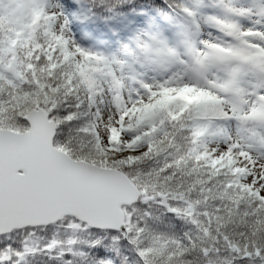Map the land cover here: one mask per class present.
Masks as SVG:
<instances>
[{
	"label": "trees",
	"instance_id": "trees-1",
	"mask_svg": "<svg viewBox=\"0 0 264 264\" xmlns=\"http://www.w3.org/2000/svg\"><path fill=\"white\" fill-rule=\"evenodd\" d=\"M5 1H0V129L23 131L30 109H46L57 124V148L75 159L122 170L139 189V200L124 210L126 237L65 218L0 236V264H264V194L248 181L245 168L198 148L201 129L218 118V110L169 93L160 96L164 100L143 121L146 131L131 146L121 149L114 143L96 150L90 101L66 78L73 67L54 26L58 22L43 14L34 39H25L4 12ZM103 2L105 12L116 14L152 2L181 22L185 3L190 4ZM27 238L35 244L25 252ZM52 239L56 243L49 246Z\"/></svg>",
	"mask_w": 264,
	"mask_h": 264
},
{
	"label": "rangeland",
	"instance_id": "rangeland-1",
	"mask_svg": "<svg viewBox=\"0 0 264 264\" xmlns=\"http://www.w3.org/2000/svg\"><path fill=\"white\" fill-rule=\"evenodd\" d=\"M47 3L57 14L60 25L54 26L70 55L73 71H66L68 83L71 81L76 91H84L90 101L93 120L89 130L99 140L94 142L96 150L114 143L121 149L131 146L146 131L143 121L151 118L147 116L164 100L160 96L166 98L170 91L187 103L195 101L218 110L219 118L206 123L219 124V135L211 134L216 128H208L209 134L199 138L198 148L221 157L227 165L245 168L248 181L264 194V0H225L228 18L219 21L226 28L221 40L216 33L204 40L196 26L195 44L187 53L181 48L173 55L159 50L172 61L183 55L180 65L169 72L155 64L159 58L148 53L142 36L134 39L129 49L117 46V35L109 44L101 38L94 44L78 34L81 20L69 23L62 4L57 0ZM45 4L46 0H6L3 7L21 28V35L33 40L39 20L45 19ZM32 21H36L33 26ZM90 29L98 33L101 25ZM200 39L202 44L197 42ZM182 63L186 68L180 70ZM24 242L28 250L35 244L29 239ZM55 243L52 239L48 245Z\"/></svg>",
	"mask_w": 264,
	"mask_h": 264
},
{
	"label": "water",
	"instance_id": "water-1",
	"mask_svg": "<svg viewBox=\"0 0 264 264\" xmlns=\"http://www.w3.org/2000/svg\"><path fill=\"white\" fill-rule=\"evenodd\" d=\"M26 120L27 131L0 130V235L64 216L126 235L121 206L138 197L129 178L56 149V124L47 112L31 110Z\"/></svg>",
	"mask_w": 264,
	"mask_h": 264
}]
</instances>
